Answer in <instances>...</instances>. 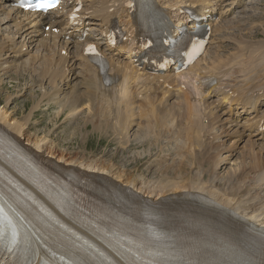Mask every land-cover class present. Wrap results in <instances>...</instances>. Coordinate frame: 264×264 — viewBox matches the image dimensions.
Instances as JSON below:
<instances>
[{
  "label": "bare ground",
  "instance_id": "6f19581e",
  "mask_svg": "<svg viewBox=\"0 0 264 264\" xmlns=\"http://www.w3.org/2000/svg\"><path fill=\"white\" fill-rule=\"evenodd\" d=\"M69 1L64 0L61 10L67 8ZM83 1L87 3L80 12L81 16L71 21L68 16L65 18L64 14H60L61 10H53L47 14L29 13L10 7L9 2L12 4L13 0H0V9L6 13V17L0 18V22L7 20L4 24H8L10 33L23 38L18 42L8 35L5 40H0V58L3 60L1 65L5 66L2 71L9 72L15 68L14 72L18 75L23 70L29 71L35 84L41 85L44 81L47 82L52 89L51 94H58L60 90L68 86L70 88L69 91L66 90V93L69 98L66 104L74 109L87 104L94 110L96 114L94 117L100 118L101 115L113 117L120 128L140 122L138 127L145 136L155 133L156 136H154L157 139V135L160 137L164 133L169 142H175L180 152L182 150L186 152L176 163L177 165L167 163L166 168H163L160 163L157 170L165 171L168 177L170 169L175 174L181 173L180 180H157L158 185L153 186V191H146L136 182L125 181L122 175L112 173L105 166L97 165V167L93 159L78 160L69 152L52 148L46 139L34 136L30 130L31 125H28V119L31 117L22 119L15 117L3 104H0L1 126L12 132L19 140H26V143L32 146V150L35 148L36 152H42L41 157L55 162L62 168L81 164L89 169L101 170L155 197L183 189L200 191L230 210L264 225V110L262 111L264 107V12H261L263 6L259 7L261 13L248 18V23L231 21V19H244L239 16L226 19V22L222 18L220 22L214 23L215 25L211 26V36L214 42L219 40L220 43L216 45L217 50L211 59L209 61L206 59L209 55L208 45L211 44L209 43L206 47L207 52L205 51L187 72L173 75L171 73L151 74L146 71L145 66L138 68L134 65L133 54L138 49L136 23L140 16L135 17L132 11L130 13L127 0ZM245 1L230 0L229 6H232L235 12L244 5ZM139 2L143 6V19H149L161 12V6L168 9L165 11L167 14L178 15L175 33L181 30V26H186L182 25L185 16L181 17L178 14L181 4L194 6L202 2V6L194 9L198 13L204 12L213 5L209 0H139ZM250 3L247 8H250ZM111 8H113L112 11ZM117 22L122 25L124 35H127L126 39H121L118 43L130 59L124 55L108 57L105 54L110 52L108 34ZM46 25H50L51 29L54 26L60 27V30L46 32L43 29ZM92 25L96 27L93 28ZM194 26L195 24L191 27ZM87 28L90 31L84 36ZM69 30H71L70 33H68ZM217 32L220 33L219 37ZM67 35L69 39L65 40L64 36ZM97 41L104 47V50L101 49L108 59V68L105 72L85 53L88 43H96L100 47ZM34 43L35 54L25 57ZM24 48H26L25 52ZM7 52H10V55L13 53V56L4 58ZM204 63L205 66L202 65ZM39 72H42V77L38 76ZM20 77L17 79L20 80ZM71 83L74 85L71 86ZM47 90L50 91V89ZM167 95L173 102L167 98ZM212 95L216 97L215 100ZM211 98L213 100L210 102ZM38 105L39 103L34 107L37 108L40 106ZM243 120H245L244 123H242ZM90 122L93 128L106 127L107 124V122L99 123L95 119H89L85 121L84 127H88ZM137 142H144V139H138ZM243 142L242 149L245 148L246 151L242 156L239 154L241 157L239 166L226 176H215L223 162L230 159ZM136 146L142 147L144 144L138 143ZM187 156H191L193 161L185 162L183 158ZM6 166L12 169L8 164ZM195 166L202 168L203 171L190 174L189 169L196 168ZM218 178L225 184L223 190L217 189L218 187L213 188L218 184ZM205 180L208 181L204 182ZM154 191L158 192L154 193ZM13 199L26 216L43 228L24 202L17 197ZM46 222L47 220H42V223ZM45 232L50 239L58 237L57 233L49 228H45ZM21 234L29 244H26L27 249L30 248L29 251L26 250V255L33 257L38 254L40 258L41 255L46 256L51 264H66L52 250L45 248L43 242H39L31 230L22 227ZM59 247L64 257L69 258L72 264H146L117 254H113L115 259L111 261L107 258L75 252L72 244L62 239H59ZM39 261L40 259L36 264H39Z\"/></svg>",
  "mask_w": 264,
  "mask_h": 264
},
{
  "label": "water",
  "instance_id": "95a60500",
  "mask_svg": "<svg viewBox=\"0 0 264 264\" xmlns=\"http://www.w3.org/2000/svg\"><path fill=\"white\" fill-rule=\"evenodd\" d=\"M0 156L50 203L108 245L136 242L141 252L187 264H264V234L204 195L145 197L111 177L73 165L62 168L1 126ZM33 199L49 210L37 196Z\"/></svg>",
  "mask_w": 264,
  "mask_h": 264
},
{
  "label": "rangeland",
  "instance_id": "374dc122",
  "mask_svg": "<svg viewBox=\"0 0 264 264\" xmlns=\"http://www.w3.org/2000/svg\"><path fill=\"white\" fill-rule=\"evenodd\" d=\"M250 1L251 0H247L248 5ZM263 4L264 0H252V2L250 3V8H247V5L246 7L241 8V11L231 14L230 18L227 19L229 20L233 16H239L240 18L244 19H231V21H235L236 23L238 21H240V23H243L244 21L248 23V18H252L258 13L264 12ZM259 7L262 8L263 11L261 10L260 12ZM245 9L247 10L246 12ZM250 15L251 17H249ZM4 17H6V13H4L2 9H0V18ZM5 21L7 22V20ZM5 21L2 23L0 22V26H2V30H0V40H5V37H8L9 35L10 38H14L18 42L22 41L23 38H18V35L15 36L14 33H10L8 24H4ZM223 21L226 22L227 20L223 19ZM46 30H50L49 26H46ZM219 34L220 33L217 32V37H219ZM219 43V40L212 43V48H210L208 53L209 55H207L206 57L207 61L211 59L214 52L217 50L216 45L218 46ZM29 45L30 43L28 44V46ZM34 45L35 43L32 44L30 50H28V53L25 54V57H30L35 54L36 48H33ZM25 51L26 48H24V52ZM114 55H124L125 57H127V59H129L128 54H125L120 50L116 51L112 49L110 56ZM9 56L12 57L13 53L11 55L10 52L4 54V58ZM0 59L1 67V63L3 60L2 58ZM205 63L202 65L205 66ZM4 68L5 66H2L0 68V104L6 105L7 110L9 109L8 112L13 113L15 117H19L21 119L24 117H31L30 119H28V125H31L30 130L36 138L46 139L48 141V144L52 148L58 151L69 152L74 156L75 159H86V161H88V159H90V161L93 159L92 161L96 166H105L106 169H108L112 173L122 175L124 180H131L136 182L137 185L143 187L146 191H153V186L158 185L157 180H180L179 176L181 173L178 174L177 172L175 174L170 169L168 177L166 176L167 174L165 173V171L161 172L160 170H157V167L160 163L163 168H166L167 163L169 165H177L176 163H178L182 159V156H184L186 152L185 150H182L180 152L176 148L175 142H169V139L164 136V133H162L160 137L157 135V139L155 138V133H149L147 136H145L144 132L141 133L142 130L139 128V121V124L132 123L125 128H120L119 126H117V123L113 117H102V115L100 116V118L94 117L96 115L94 113V110L87 106V104L81 105L76 109L66 104L69 98L66 90L69 91L70 87L66 86L65 88L60 90L58 94H51L52 89L47 85V82L44 81V85L41 84L42 86L40 85V83L35 84L34 81H32L31 73H29V71L23 70L19 72L18 75L17 72H14L15 68L11 69L9 72L2 71ZM38 76L42 77V72H39ZM17 77H20V80L17 79ZM72 84L74 85V83H71V86H73ZM47 89H50V91ZM167 96V98L171 102H173V100H171V97H169V95ZM212 96V98L215 100L216 97H214V95ZM65 98L67 99L65 100ZM212 98L210 99V102L211 100H213ZM41 99L43 100V102H41ZM38 103L40 106L38 105L39 107L35 108V104ZM263 110L264 107L262 111ZM91 115H93L94 118H91ZM89 119H95L99 123L107 122L106 127L93 128L94 126H92L91 122V124L89 123L88 127H84V125H86L85 121H89ZM244 121L245 120H243L242 123H244ZM99 129H102L101 132ZM142 138L144 139V142H137L138 139L143 140ZM138 143H143L144 146H136ZM243 145L244 142L238 147L235 154L232 155L230 159H228L226 162H223L222 167H219L215 176H226L229 172H233L234 169L239 166L238 164L241 159L239 154H241L242 156L245 153L244 151H246L245 148L242 149ZM177 150L179 151V153ZM194 154H196V151H194ZM226 154L227 153L225 152V155ZM183 159L185 162L189 163L193 161V158L191 156H187ZM114 167L116 169H114ZM195 167L196 168L193 167L189 169L188 172L190 174H195L199 173V171H203L202 168L200 169L198 166ZM206 181L208 180H205L204 182ZM222 182L223 181L219 179V181H217L218 184L216 186H213V188L218 187L217 189L223 190L225 184L224 182ZM143 183L146 184L143 185ZM156 192L158 191H154V193Z\"/></svg>",
  "mask_w": 264,
  "mask_h": 264
},
{
  "label": "snow or ice",
  "instance_id": "6c2138e0",
  "mask_svg": "<svg viewBox=\"0 0 264 264\" xmlns=\"http://www.w3.org/2000/svg\"><path fill=\"white\" fill-rule=\"evenodd\" d=\"M50 5H41L44 10H47ZM90 51H95L94 48H90ZM2 225L11 226V221L8 220L7 213L4 211V207L0 206V244H4L6 241L7 243L16 244L17 243V230L15 226H11V231L7 230L6 227ZM7 247V244H5Z\"/></svg>",
  "mask_w": 264,
  "mask_h": 264
}]
</instances>
